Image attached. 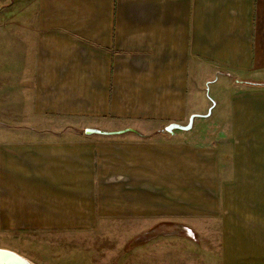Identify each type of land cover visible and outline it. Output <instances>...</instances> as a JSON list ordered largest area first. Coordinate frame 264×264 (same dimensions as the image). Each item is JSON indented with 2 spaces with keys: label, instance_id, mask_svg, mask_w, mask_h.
<instances>
[{
  "label": "crops",
  "instance_id": "0c3cea01",
  "mask_svg": "<svg viewBox=\"0 0 264 264\" xmlns=\"http://www.w3.org/2000/svg\"><path fill=\"white\" fill-rule=\"evenodd\" d=\"M0 27V249L157 220L264 264V0H0ZM218 82L220 138L164 131Z\"/></svg>",
  "mask_w": 264,
  "mask_h": 264
},
{
  "label": "rangeland",
  "instance_id": "374dc122",
  "mask_svg": "<svg viewBox=\"0 0 264 264\" xmlns=\"http://www.w3.org/2000/svg\"><path fill=\"white\" fill-rule=\"evenodd\" d=\"M3 33L4 27H0ZM223 87L218 82L202 89V116L211 114L195 118L192 129L202 136L197 142L222 135L223 116L218 114L220 105L215 102L220 94L217 90ZM159 224L157 220L139 223L105 219L95 230L79 234L22 235L9 240L12 244L5 250L33 264H209L210 256L195 251V241L186 238L185 233L178 239L170 237L169 228Z\"/></svg>",
  "mask_w": 264,
  "mask_h": 264
},
{
  "label": "water",
  "instance_id": "95a60500",
  "mask_svg": "<svg viewBox=\"0 0 264 264\" xmlns=\"http://www.w3.org/2000/svg\"><path fill=\"white\" fill-rule=\"evenodd\" d=\"M193 118H195V116H192L189 118V122L186 126H181V125H177V124H171L169 126H167L164 131L166 133H172L174 132L175 130H181V131H188L191 129L192 127V124H193ZM85 133L86 134H100V135H111L113 133H108V132H103V131H100V130H95V129H86L85 130ZM123 132H116L114 134H121ZM113 134V135H114ZM1 264H6L7 262H0ZM8 264V263H7Z\"/></svg>",
  "mask_w": 264,
  "mask_h": 264
},
{
  "label": "bare ground",
  "instance_id": "6f19581e",
  "mask_svg": "<svg viewBox=\"0 0 264 264\" xmlns=\"http://www.w3.org/2000/svg\"><path fill=\"white\" fill-rule=\"evenodd\" d=\"M0 262H7L8 264H33L30 261L19 257V255L5 249H0Z\"/></svg>",
  "mask_w": 264,
  "mask_h": 264
},
{
  "label": "flooded vegetation",
  "instance_id": "af4514ba",
  "mask_svg": "<svg viewBox=\"0 0 264 264\" xmlns=\"http://www.w3.org/2000/svg\"><path fill=\"white\" fill-rule=\"evenodd\" d=\"M160 227H162V226H160ZM160 227H159V228H157V230H158V229H160ZM163 227H168V226H163ZM157 230H156V231H157Z\"/></svg>",
  "mask_w": 264,
  "mask_h": 264
}]
</instances>
